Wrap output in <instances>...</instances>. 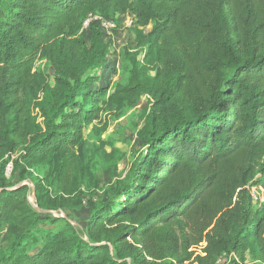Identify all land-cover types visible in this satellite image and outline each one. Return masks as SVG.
Segmentation results:
<instances>
[{"label": "trees", "instance_id": "16d2710c", "mask_svg": "<svg viewBox=\"0 0 264 264\" xmlns=\"http://www.w3.org/2000/svg\"><path fill=\"white\" fill-rule=\"evenodd\" d=\"M90 13L133 24L128 77L107 100L98 83L113 42L95 20L85 36ZM142 96L147 150L127 179L108 201L88 203L84 231L45 218L83 194L95 106L134 107ZM34 166L57 170L31 191L24 175ZM258 175L264 0H0V264H217L246 251L264 260V204L252 211ZM47 221L58 226L41 228Z\"/></svg>", "mask_w": 264, "mask_h": 264}, {"label": "rangeland", "instance_id": "374dc122", "mask_svg": "<svg viewBox=\"0 0 264 264\" xmlns=\"http://www.w3.org/2000/svg\"><path fill=\"white\" fill-rule=\"evenodd\" d=\"M151 27L145 28L148 33ZM85 36H88L89 29H84ZM229 29L228 33H231ZM112 38V48L105 59V70L98 87L103 89L102 99L107 100L109 94L114 91L116 85L120 82L125 83L128 77L130 64L124 53L123 47L129 42L136 46L135 35L133 33V24L128 16H119L116 22V28L112 35L104 38L106 41ZM139 52V58L144 60L149 51V45L135 49ZM146 63V62H145ZM146 66L150 68L149 75L155 74V64L150 60ZM148 96H142L134 107L117 108L115 104H97L95 106V118L93 124L87 130L84 142L82 143V162L84 165V184L83 194L76 195L77 204L68 208L48 210L43 215L46 217H62L70 220L80 231H84L90 217L92 208L90 202L97 206L111 199L114 190L118 184L124 182L131 172L133 163L139 159L145 152L141 139L138 137L139 129L149 121L151 117V108L148 102ZM98 109V110H97ZM107 125L105 131L94 130V127L101 128ZM57 168L49 166H34L29 169L24 177H28L25 183H28L33 191L35 185L44 177L49 176L53 181ZM258 181L252 186L253 214L255 210L264 204V180L257 176ZM16 182L17 179L15 178ZM54 189L55 186H52ZM33 192L31 198L33 199ZM43 202L48 204V196L43 198ZM58 224L43 222L41 228H56ZM1 245H7L6 236L2 239ZM235 261V262H234ZM217 264H264V260L254 255L251 251H246L242 255L232 253L223 255L219 258Z\"/></svg>", "mask_w": 264, "mask_h": 264}, {"label": "built area", "instance_id": "2783aa9c", "mask_svg": "<svg viewBox=\"0 0 264 264\" xmlns=\"http://www.w3.org/2000/svg\"><path fill=\"white\" fill-rule=\"evenodd\" d=\"M92 20H95V21H97L99 23L100 30H101L104 38H107V37L111 36L113 31L116 28V19L115 18H113V17H104L102 15L92 14V13H90L88 15V18L84 21L83 28L84 29H89V25H90V22ZM131 23H132V19H131ZM11 171H12V163H9L8 166H7V175H10ZM33 194H34V192H33ZM33 199L34 200H32V198H31V192H30L29 200H30V202L32 203V205L34 207H37L34 195H33Z\"/></svg>", "mask_w": 264, "mask_h": 264}]
</instances>
